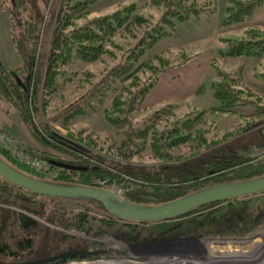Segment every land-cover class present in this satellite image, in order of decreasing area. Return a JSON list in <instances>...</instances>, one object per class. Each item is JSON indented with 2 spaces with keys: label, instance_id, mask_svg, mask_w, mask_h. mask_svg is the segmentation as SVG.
I'll return each mask as SVG.
<instances>
[{
  "label": "trees",
  "instance_id": "1",
  "mask_svg": "<svg viewBox=\"0 0 264 264\" xmlns=\"http://www.w3.org/2000/svg\"><path fill=\"white\" fill-rule=\"evenodd\" d=\"M94 2L0 0V9L5 14L10 38L20 59L17 67L0 60V97L13 104L30 134L45 147L37 153L55 175L44 177L19 163L1 147L0 159L21 173L50 182L99 187L97 180L105 179L123 187V198L144 205L160 204L216 183L262 175L264 156L251 160L246 151L264 146V134L257 126L264 122L261 97L264 89L250 82L257 87L255 91L246 83V63L232 66L230 60L238 56L251 59L253 68L258 66L254 78L264 82V28L249 27L242 37L222 38L225 46L216 49L210 60L215 74L210 82L213 105L176 116V105L167 103L136 118L142 99L160 73L173 64L159 52L145 56V51L169 34L176 23L213 13L214 0H148L159 8L155 17L142 14L135 3H128L110 13L78 22ZM263 2L227 0L221 24L246 20ZM118 36L122 42L114 41ZM181 55L183 58L177 62L186 60V53L182 51ZM98 61L105 62L104 66L94 70L87 67ZM38 104L42 105L43 114L51 113L50 118L66 129V135L48 124L42 125V131L33 124V119H40L42 115ZM97 110L103 111L113 129L110 140L80 128L73 129L76 119ZM207 114L212 117L237 115L241 121L221 135L217 132L210 135L205 126ZM248 136L256 138L251 140L246 138ZM30 148L24 149L33 153L34 149ZM133 160L156 163L138 167L132 165ZM246 198L224 201L228 205L242 203ZM9 200L18 207L19 202L32 207L41 206V202L73 204L78 210L67 212V227H72L73 222L76 226L82 215L81 207L90 208L95 211L94 220L98 221L97 226L86 227L94 230L93 233L103 232L100 226L104 222L109 224L110 230L111 226L119 228L128 224L108 214L101 206H95L93 201L36 194L0 177V202ZM227 205L222 211L217 208L220 212L215 214L229 211L231 208ZM242 207L244 210L245 205ZM42 212L41 209L40 214ZM86 217L83 214V219ZM209 222L213 221H207L204 226ZM224 225L221 218L219 227ZM40 227L39 222L20 211L0 208V260L35 259V241L40 237ZM54 235L57 234H52V240H55ZM64 238L67 242L76 240L69 235ZM73 245L81 247L78 241ZM46 255L50 254L46 252Z\"/></svg>",
  "mask_w": 264,
  "mask_h": 264
},
{
  "label": "rangeland",
  "instance_id": "2",
  "mask_svg": "<svg viewBox=\"0 0 264 264\" xmlns=\"http://www.w3.org/2000/svg\"><path fill=\"white\" fill-rule=\"evenodd\" d=\"M226 2L227 0H214L215 10L213 13L201 14L198 17H190L185 21L176 23L169 34L160 37L151 48L145 51V56L159 52L169 57L173 64L160 73L156 83L142 99L136 118L148 114L167 103L176 105L174 106L176 116L193 113L214 104L215 99L212 95L210 82L214 79L215 74L210 68V60L216 49L225 46L222 38L242 37L244 30L249 27L264 28V2L256 7L246 20L230 25H222L221 21L224 16ZM128 3H135L138 11L146 16L155 17L159 11V8L156 5L149 4L148 0H95L90 11L78 22L110 13L117 7ZM114 41L122 42V38L115 37ZM182 51L186 53L187 58L180 63L177 61L183 58ZM0 60L14 67H17L20 62L19 55L10 38L5 14L1 9ZM110 60L108 59V62ZM251 61L246 57L238 56L230 60V65L246 63V83L252 86L251 88H254L255 91L258 89L263 91L264 82L254 78L253 75L258 66L253 68V62ZM104 64L105 62L98 61L88 64L87 67L94 70L101 68ZM250 82L259 88L257 89ZM65 94H67V91H65ZM261 97L263 103L264 91ZM41 107L42 105H39L38 112L42 115L40 119L35 117L33 124L40 131H42V125L48 124L58 133L66 135V129L50 118L51 113L46 112L43 114ZM31 112L34 117V111ZM206 118L207 123H205V126L210 135H213L214 132L221 135L241 121L239 116L229 114H216L213 117L207 114ZM257 126L259 127V124ZM77 128L86 132L90 131L96 136H100L101 139H108L113 130L102 110H97L90 116L76 119L73 129L76 130ZM21 131L32 141L29 145L34 146L35 144V148H30L34 149L32 155L24 152V148L30 146L23 144H28V141L25 135L21 134ZM0 132L4 134H2L4 138L8 139V144L6 146L0 145V147L5 148L15 160L23 163L31 170L42 173L46 178L54 177L53 170H45L42 164L31 163V161L35 162V160H32V157L36 155L35 153L45 150V147L30 134L13 104L1 97ZM238 133L236 132V134ZM246 138L254 140L256 136ZM253 148L260 147L249 148L246 151L247 156L251 160L262 157L258 155L250 156L249 153H253ZM146 161L148 160H145V162L133 160L132 165L146 167L156 163L153 160ZM126 178L130 179L131 177ZM97 182L100 185L99 187L116 189L119 195L123 192V187L107 182L105 179H99ZM9 202L11 203L13 200L6 203L0 202V208L20 211L41 224L38 231L40 237L36 238L35 241V259L45 257L46 252L51 255L54 252L57 253L63 250H83V248H86L89 251H100V254L81 257L76 255L59 264H67L70 261H81L76 264L82 262H86L85 264H264V192L250 196L242 203H229L231 209L222 212V214H215V212H220L226 207L227 203L224 200L199 205L183 215L166 220L137 223L119 220L128 224L119 228L111 226L112 230L109 229V224L104 222L100 226L103 232L100 233H93L94 230L86 228L98 225V221H95V217L92 216L95 211L90 208L81 207L82 215H80L82 217L80 216V219H77L76 226L73 222L72 227H67L65 223L67 212L78 210L73 204L62 206V203L41 202V206L35 205L32 207L19 202L18 207L15 202L13 204ZM93 203L97 207L101 206L97 202L93 201ZM211 203L213 204L210 205ZM244 205L243 210L242 206ZM217 208H220V211L216 210ZM41 209L43 212L40 214ZM83 214L87 216L85 219H83ZM50 217L53 218V221H49ZM221 218H223L225 225L220 228ZM217 219L220 221L217 222ZM209 220L213 222H209L210 224L205 227L204 224ZM166 228L169 230L167 231ZM53 233L57 234L54 235L55 240L51 239ZM134 234L137 236L133 237ZM65 235H69V238L73 237L74 240L76 239L75 241H78L81 247L74 246L75 241L70 240L67 242V238H64ZM2 237L6 238L5 236ZM54 247L56 249L52 250Z\"/></svg>",
  "mask_w": 264,
  "mask_h": 264
},
{
  "label": "water",
  "instance_id": "3",
  "mask_svg": "<svg viewBox=\"0 0 264 264\" xmlns=\"http://www.w3.org/2000/svg\"><path fill=\"white\" fill-rule=\"evenodd\" d=\"M0 177L23 189L40 195H51L94 201L119 220L129 222H154L183 215L195 207L230 198L249 197L264 192V173L258 177L243 180L216 183L187 195L155 205H144L127 200L110 188L93 187L78 184H62L37 179L12 168L0 159ZM88 250H65L45 257L20 262L0 264H44L73 256L94 254Z\"/></svg>",
  "mask_w": 264,
  "mask_h": 264
},
{
  "label": "built area",
  "instance_id": "4",
  "mask_svg": "<svg viewBox=\"0 0 264 264\" xmlns=\"http://www.w3.org/2000/svg\"><path fill=\"white\" fill-rule=\"evenodd\" d=\"M259 127L261 129V132L264 134V122L260 123L259 124ZM2 134L3 133L0 132V145L1 146H6V144H8V139L7 138H4L3 137L4 134L3 135ZM21 149L24 150L23 148H21ZM18 150H20V149H18ZM253 150H254V151H252L253 153H251V154L249 153L250 156L251 155H258L260 157V156H263L264 155V146H262L260 148H253ZM24 152L26 154H29V155H32L34 153V152L33 153H29V152H26V151H24ZM35 154L36 155L32 157L33 158L32 160H35V162L31 161V163L32 164H35V163L42 164V166L45 168V170L46 169L49 170V168L47 166V162L44 160V158H42L41 156H39L37 152ZM29 160H31V159H29ZM34 168L36 169V166Z\"/></svg>",
  "mask_w": 264,
  "mask_h": 264
},
{
  "label": "crops",
  "instance_id": "5",
  "mask_svg": "<svg viewBox=\"0 0 264 264\" xmlns=\"http://www.w3.org/2000/svg\"><path fill=\"white\" fill-rule=\"evenodd\" d=\"M21 134L25 135V138H26L27 141H28V142H27L28 144H26V143H23V144H24V145H27V146H30V147H32V148H35V144H34V146L29 145V143L32 142V141L29 139V137H27L26 134H25L24 132H22V131H21Z\"/></svg>",
  "mask_w": 264,
  "mask_h": 264
},
{
  "label": "bare ground",
  "instance_id": "6",
  "mask_svg": "<svg viewBox=\"0 0 264 264\" xmlns=\"http://www.w3.org/2000/svg\"><path fill=\"white\" fill-rule=\"evenodd\" d=\"M112 190L115 192V193H117L118 195H119V192L118 191H116V189H114V188H112ZM121 196V195H120ZM122 197V196H121ZM83 250H87L86 248H83ZM89 251V250H88ZM98 254H100V251H95V253L94 254H91V256H94V255H98Z\"/></svg>",
  "mask_w": 264,
  "mask_h": 264
},
{
  "label": "flooded vegetation",
  "instance_id": "7",
  "mask_svg": "<svg viewBox=\"0 0 264 264\" xmlns=\"http://www.w3.org/2000/svg\"><path fill=\"white\" fill-rule=\"evenodd\" d=\"M193 239V238H192ZM196 241V240H195ZM198 245H199V243H198ZM64 251V250H63ZM59 252H62V251H59ZM59 252H57V253H59ZM54 254H56V253H54ZM64 260H66V259H63V260H59L58 262L60 263V262H62V261H64ZM79 262H81V261H79ZM78 261L77 262H74V263H79Z\"/></svg>",
  "mask_w": 264,
  "mask_h": 264
}]
</instances>
